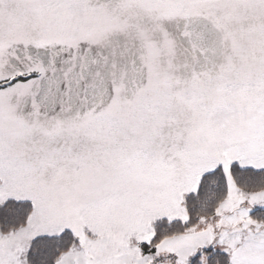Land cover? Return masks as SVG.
<instances>
[{
	"label": "snow or ice",
	"instance_id": "6c2138e0",
	"mask_svg": "<svg viewBox=\"0 0 264 264\" xmlns=\"http://www.w3.org/2000/svg\"><path fill=\"white\" fill-rule=\"evenodd\" d=\"M0 264H264V0H0Z\"/></svg>",
	"mask_w": 264,
	"mask_h": 264
}]
</instances>
